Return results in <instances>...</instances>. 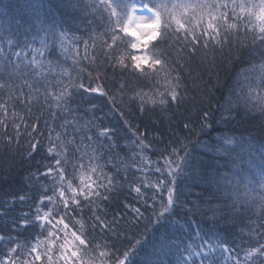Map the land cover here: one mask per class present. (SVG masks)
I'll return each mask as SVG.
<instances>
[{"label":"snow or ice","instance_id":"obj_1","mask_svg":"<svg viewBox=\"0 0 264 264\" xmlns=\"http://www.w3.org/2000/svg\"><path fill=\"white\" fill-rule=\"evenodd\" d=\"M3 7L0 264H264V0Z\"/></svg>","mask_w":264,"mask_h":264},{"label":"trees","instance_id":"obj_2","mask_svg":"<svg viewBox=\"0 0 264 264\" xmlns=\"http://www.w3.org/2000/svg\"><path fill=\"white\" fill-rule=\"evenodd\" d=\"M24 3V0H0V15H3L5 9L4 5H10V6H17L19 4ZM12 14L14 15L15 12L13 11ZM127 43L126 48L122 46V49L124 50V54L127 56L129 54H144L148 56H152L155 49V45L158 41L152 40L149 42L146 47L142 49H133L131 47V42H135V39L133 37H126L125 38ZM175 56V53H173ZM59 57L61 60H63V56L60 53L59 49H57L55 52L49 54V58H57ZM69 65H71V59L67 61ZM85 64H87V61H84ZM250 65L245 58L242 61L235 62L232 66L229 67L227 73H224L221 70V77L222 79H226L227 84L230 86H237V87H244L246 84L249 83V81L245 78L246 75H253V73L250 72ZM146 71H149L146 67ZM197 73L202 75L205 80H208L210 76L214 75L216 72L215 68L208 67V68H199L196 70ZM141 87L144 91H149L153 87V82L151 79L145 78L142 81ZM103 112L108 114V117L111 119L113 123H116L118 119V114L109 112L108 107L103 108ZM155 119V117H154ZM15 146H12L11 150H8L4 147L3 143H0V174L4 173H11V179L9 183H3L0 182V191L5 190L9 187V184L12 185L13 188H15L19 181L22 180L26 169L29 165L25 164L23 161L20 160L18 156L15 155ZM40 157H37V160H39ZM199 191V189H197Z\"/></svg>","mask_w":264,"mask_h":264},{"label":"rangeland","instance_id":"obj_3","mask_svg":"<svg viewBox=\"0 0 264 264\" xmlns=\"http://www.w3.org/2000/svg\"><path fill=\"white\" fill-rule=\"evenodd\" d=\"M149 42H151V41H148L147 44H148Z\"/></svg>","mask_w":264,"mask_h":264}]
</instances>
